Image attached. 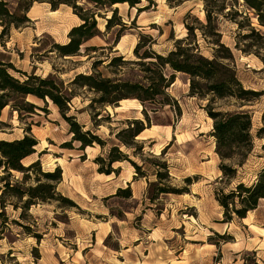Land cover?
<instances>
[{
    "label": "rangeland",
    "instance_id": "obj_1",
    "mask_svg": "<svg viewBox=\"0 0 264 264\" xmlns=\"http://www.w3.org/2000/svg\"><path fill=\"white\" fill-rule=\"evenodd\" d=\"M151 2L141 0L138 8L148 7L141 12L128 5L112 8L117 9V17L125 24L119 37L120 27L105 31L104 19L97 16L100 35L86 42L75 57L62 58L50 52L54 43H67L69 30L80 24L68 6L52 11L47 4L34 3L27 14V25L0 36V60L14 67L11 75L20 81L24 79L20 73L56 77L64 88L75 92L67 116L74 117L84 131L105 141L103 150L95 145L80 151L77 143L71 144L72 149L61 148L71 141L69 126L48 99L43 102L27 97V102L39 107L31 115L19 114L9 106L1 112L5 126L0 130V140L20 139L29 127L38 144L22 165L39 161L44 172L60 168L62 179L56 192L75 207H61L59 202L37 204L27 212L25 220L19 218V210L6 207L9 230L0 240V264H264V200L245 219L221 223L223 210L215 199L216 193H228L238 182L251 184L264 167V136L256 137L264 114V51L256 37L241 38L247 30L238 31L235 24L219 16L221 41L233 53L240 82L245 89L262 92L257 101L243 107L252 117L253 151L233 180L222 179L210 135L212 121L203 109L207 101L188 96L185 75L175 74L167 90L180 113L169 107L149 113L153 123L136 138L142 146L137 155L120 145L115 135L126 127V121L143 120L142 106L131 102L103 109L97 104L91 107L89 103L95 95L70 85L75 75L92 72L96 60L102 61L98 71L104 75L108 74L107 57L136 60L133 50L142 37L150 36L151 49L165 54L175 40L186 36L184 23H193V17L205 22L203 0ZM77 5L86 6L85 0H78ZM236 7L245 10L240 1ZM100 13L110 16L109 12ZM247 15L251 27L264 34L256 18L251 13ZM197 40L202 53L210 56L212 46L200 36ZM89 47L98 50L87 54L85 48ZM213 107L230 111L235 104L222 100ZM95 113L99 116L94 117ZM113 145L120 146L140 167L143 177L127 161L113 165L117 175L97 172L93 160L105 157ZM158 162L167 165L168 178L162 184L185 193L159 195L149 201L148 184L156 180L155 171L165 173L156 167ZM11 174L15 179L22 177L16 172ZM185 179H190V184ZM128 185L130 198L113 197L117 189ZM12 220L27 225L39 238L10 223Z\"/></svg>",
    "mask_w": 264,
    "mask_h": 264
},
{
    "label": "trees",
    "instance_id": "obj_2",
    "mask_svg": "<svg viewBox=\"0 0 264 264\" xmlns=\"http://www.w3.org/2000/svg\"><path fill=\"white\" fill-rule=\"evenodd\" d=\"M77 1L0 0V36L7 35L12 28L18 29L27 25L30 21L27 14L34 3L47 4L52 11L60 6H68L72 8L80 24L69 30L67 43H54L50 52H56L62 58H70L78 56L86 42L100 35L97 16L104 19L105 31L120 27L117 36L119 37L125 24L117 17V9L112 8L115 5H128L130 9L137 8V12L148 8L147 6L138 8L141 0H85L86 6L77 5ZM145 1L152 3L151 0ZM167 1L169 4L174 3V0ZM239 1L244 11L237 9L236 4L239 5ZM178 2L175 3L179 4ZM203 3L205 22L202 23L193 17V23H184L186 36L175 40L173 48L165 54H158L151 49L153 40L150 36L142 37L133 50L136 60H124L122 56L107 57L105 65L107 75L98 71L102 61L96 60L91 66L92 72L75 75L70 85L95 95L89 103L91 107L95 104L101 109L106 106L115 107L126 100L139 102L142 106L143 120L126 121V127L115 135L120 145L125 149H132L133 155H137V151L141 150L142 146L138 145L136 138H139V135L153 123L149 113L156 114L164 107L180 113L176 101L168 95L167 90L174 83L175 74L185 75L188 81V96L199 101H207L203 109L208 119L212 121L210 135L214 139V153L220 161L218 169L222 179L233 180L238 169L245 165L253 151L252 117L250 111L243 107L257 101L262 92L245 89L240 82L233 64V53L221 41L218 18L223 16L235 24L238 31L247 30L248 33L240 37L243 39L256 37L264 51V34H259L251 27L247 15L251 13L258 25L264 27V0H203ZM101 11L109 12L110 16L101 15ZM186 16L189 17V14ZM199 36L212 46L210 56H205L200 50L197 40ZM145 46L148 48L141 51ZM97 50L96 47L85 48L87 54ZM261 60L264 63V57ZM10 70L15 71L10 63L0 60V130L5 126L1 121V112L6 107H11L19 114L24 112L31 115L39 107L27 102V97L31 96L43 102L48 99L57 107L69 126L71 141L62 144L61 148L72 149L71 144L77 143L80 151L95 145L104 149L105 141L91 131H84L74 117L67 116L70 102L75 96L73 90L64 88L62 82L53 75L42 78L34 73H20L24 77L20 81L11 75ZM222 100H232L235 108L221 111L213 107L217 101ZM98 116V113L94 114V117ZM261 121L262 126L256 132L258 138L264 136V114ZM25 132L26 134L20 139L0 140V240L9 230L8 218L5 215L8 206L14 211L19 210V218L22 220H25L31 207L37 204L59 202L61 207H75L69 199L56 192V187L62 179L60 168L57 167L52 172H44L39 161L26 167L22 165L24 159L35 153L38 144L30 134L29 127ZM262 149L264 150V145ZM124 161L133 166L137 175L144 176L140 172V167L117 145H113L105 157L98 156L93 160L98 166L97 172L107 176L117 175L118 170L114 169L113 165ZM155 165L165 170V173L155 171L156 180L148 184L150 202L155 201L159 195L185 193V190H176L169 185H163L162 181L168 178L167 165L165 162H158ZM11 172L21 174V179H15ZM185 182L190 184V179H185ZM113 197L130 198V186L117 189ZM215 199L223 210L221 223L245 219L247 214L254 211L259 202L264 200V167L256 173L251 184L238 182L228 193H216ZM10 223L22 228L27 234H33L27 225L15 220ZM33 237L39 238L36 234H33Z\"/></svg>",
    "mask_w": 264,
    "mask_h": 264
},
{
    "label": "bare ground",
    "instance_id": "obj_3",
    "mask_svg": "<svg viewBox=\"0 0 264 264\" xmlns=\"http://www.w3.org/2000/svg\"><path fill=\"white\" fill-rule=\"evenodd\" d=\"M131 102L132 103L136 102L138 104V106L140 107L139 103L137 101H135V100H126V101H123L121 104H128V103H131Z\"/></svg>",
    "mask_w": 264,
    "mask_h": 264
},
{
    "label": "crops",
    "instance_id": "obj_4",
    "mask_svg": "<svg viewBox=\"0 0 264 264\" xmlns=\"http://www.w3.org/2000/svg\"><path fill=\"white\" fill-rule=\"evenodd\" d=\"M92 147H87L85 150H87V149H91Z\"/></svg>",
    "mask_w": 264,
    "mask_h": 264
}]
</instances>
